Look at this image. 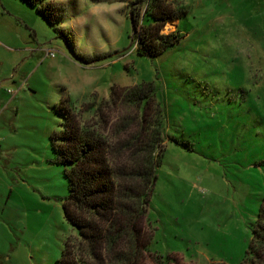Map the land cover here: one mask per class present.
<instances>
[{
  "label": "rangeland",
  "instance_id": "1",
  "mask_svg": "<svg viewBox=\"0 0 264 264\" xmlns=\"http://www.w3.org/2000/svg\"><path fill=\"white\" fill-rule=\"evenodd\" d=\"M56 1L48 21L0 0V264H57L76 233L50 143L63 96L106 136L165 110L141 264L242 263L264 196V0H167L183 37L152 58L132 43V0ZM137 85L147 107L126 99Z\"/></svg>",
  "mask_w": 264,
  "mask_h": 264
},
{
  "label": "trees",
  "instance_id": "2",
  "mask_svg": "<svg viewBox=\"0 0 264 264\" xmlns=\"http://www.w3.org/2000/svg\"><path fill=\"white\" fill-rule=\"evenodd\" d=\"M25 1L48 21L63 11L56 0ZM183 13L184 8L167 0H132L127 5V15L136 54L152 58L175 46L183 34L178 29L161 31L167 22L180 19ZM150 91L137 85L127 92L126 99L139 108L147 107L154 97ZM157 106L148 118L143 112L136 129L128 130L127 122L122 120V126L111 136L82 122L69 96H63L55 107L63 121L62 128L50 134V143L57 163L65 167L69 191L62 207L66 220L76 230L66 238L57 264H141L143 252L148 250L144 223H148L149 197L169 139L165 110L160 102ZM254 245L260 248L255 251L258 261L249 257ZM247 262H264V196L252 224L251 242L239 264Z\"/></svg>",
  "mask_w": 264,
  "mask_h": 264
},
{
  "label": "crops",
  "instance_id": "3",
  "mask_svg": "<svg viewBox=\"0 0 264 264\" xmlns=\"http://www.w3.org/2000/svg\"><path fill=\"white\" fill-rule=\"evenodd\" d=\"M185 2H186V4H187L186 7H187V6H190V0H188V1L186 0ZM172 22L174 23L172 29H173V30L178 29L179 19L173 20ZM178 30H179V29H178ZM171 31H172V30H171ZM179 31H180V30H179Z\"/></svg>",
  "mask_w": 264,
  "mask_h": 264
},
{
  "label": "bare ground",
  "instance_id": "4",
  "mask_svg": "<svg viewBox=\"0 0 264 264\" xmlns=\"http://www.w3.org/2000/svg\"><path fill=\"white\" fill-rule=\"evenodd\" d=\"M171 24L169 23V24H166V26L163 28V30L164 31H168V30H170L171 29Z\"/></svg>",
  "mask_w": 264,
  "mask_h": 264
},
{
  "label": "built area",
  "instance_id": "5",
  "mask_svg": "<svg viewBox=\"0 0 264 264\" xmlns=\"http://www.w3.org/2000/svg\"><path fill=\"white\" fill-rule=\"evenodd\" d=\"M50 54H51V55H53V52H51V50H50V49H48V50L46 51V55H48V56H49Z\"/></svg>",
  "mask_w": 264,
  "mask_h": 264
}]
</instances>
